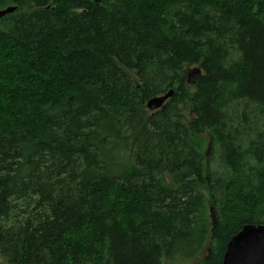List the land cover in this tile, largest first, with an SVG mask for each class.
I'll return each mask as SVG.
<instances>
[{"label":"trees","instance_id":"1","mask_svg":"<svg viewBox=\"0 0 264 264\" xmlns=\"http://www.w3.org/2000/svg\"><path fill=\"white\" fill-rule=\"evenodd\" d=\"M9 7L1 263L221 264L242 226L264 223V0Z\"/></svg>","mask_w":264,"mask_h":264},{"label":"water","instance_id":"2","mask_svg":"<svg viewBox=\"0 0 264 264\" xmlns=\"http://www.w3.org/2000/svg\"><path fill=\"white\" fill-rule=\"evenodd\" d=\"M95 4H100L105 0H91ZM14 7H9L0 11V18L12 14ZM201 75V70L197 67L189 69L187 72V84L193 86L196 77ZM174 95L170 90L159 97H153L146 102V109L152 113L164 107L165 103ZM210 141L206 149V157L211 150ZM212 230L216 225L214 210L209 209ZM209 254V251L207 250ZM221 264H264V223L259 225L246 224L231 237L228 241Z\"/></svg>","mask_w":264,"mask_h":264},{"label":"rangeland","instance_id":"3","mask_svg":"<svg viewBox=\"0 0 264 264\" xmlns=\"http://www.w3.org/2000/svg\"><path fill=\"white\" fill-rule=\"evenodd\" d=\"M189 68H190V69H193V68H195V67H194V66L186 67V68H185V71L188 72ZM184 113H185L186 115H189V111H185ZM191 117H192V116H191ZM260 123L262 124V122H260ZM208 144H209V139H208V137H207V138H205L203 151H206ZM208 218H209V219H208V223L211 224L210 214H208ZM210 226H211V225H210ZM211 227H212V226H211ZM205 255H206V253L204 252L203 255H202V257H201V258H198V260H199V259H202ZM198 260H197V259H193V260H190V261H184V260H177V261H176V259H175V260H173V261H170V262H173V263H166V262H165L164 264H196V263L198 262ZM0 264H3V263L0 262Z\"/></svg>","mask_w":264,"mask_h":264},{"label":"bare ground","instance_id":"4","mask_svg":"<svg viewBox=\"0 0 264 264\" xmlns=\"http://www.w3.org/2000/svg\"><path fill=\"white\" fill-rule=\"evenodd\" d=\"M189 69H190V68H189ZM157 97H159V96H157ZM165 104H166V103H165ZM161 109H162V108H161ZM147 111H148V110H147ZM158 111H159V110H158ZM148 112H150V111H148ZM150 113H152V112H150ZM193 113H194V112H190L191 115H193ZM211 147H212V146H211ZM210 152H211V151H210Z\"/></svg>","mask_w":264,"mask_h":264}]
</instances>
